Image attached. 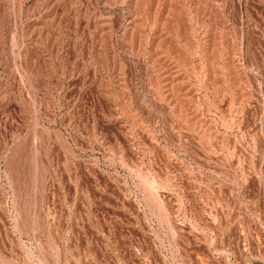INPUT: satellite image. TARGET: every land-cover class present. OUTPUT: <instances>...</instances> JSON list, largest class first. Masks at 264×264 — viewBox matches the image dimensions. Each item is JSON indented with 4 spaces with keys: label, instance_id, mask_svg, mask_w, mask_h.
<instances>
[{
    "label": "rangeland",
    "instance_id": "1",
    "mask_svg": "<svg viewBox=\"0 0 264 264\" xmlns=\"http://www.w3.org/2000/svg\"><path fill=\"white\" fill-rule=\"evenodd\" d=\"M0 264H264V0H0Z\"/></svg>",
    "mask_w": 264,
    "mask_h": 264
}]
</instances>
